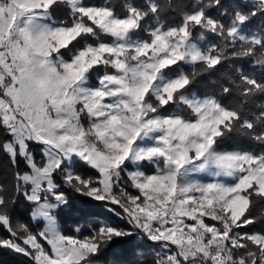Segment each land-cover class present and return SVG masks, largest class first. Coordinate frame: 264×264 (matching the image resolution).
I'll use <instances>...</instances> for the list:
<instances>
[{"label": "snow or ice", "instance_id": "1", "mask_svg": "<svg viewBox=\"0 0 264 264\" xmlns=\"http://www.w3.org/2000/svg\"><path fill=\"white\" fill-rule=\"evenodd\" d=\"M209 9L229 15L222 0H196L170 24L157 0L122 11L110 0H0V151L14 169L0 184V247L32 264H94L141 233L160 245L153 264H264V232L242 231L264 203V151L224 147L237 134L264 146V104L252 118L246 108L264 79L232 68L218 94L192 91L229 60L264 69V27L245 32L264 0L229 22ZM67 189L117 206L131 227L66 233L55 212ZM21 196L35 227L13 226Z\"/></svg>", "mask_w": 264, "mask_h": 264}, {"label": "trees", "instance_id": "2", "mask_svg": "<svg viewBox=\"0 0 264 264\" xmlns=\"http://www.w3.org/2000/svg\"><path fill=\"white\" fill-rule=\"evenodd\" d=\"M100 3L103 0H95ZM117 7V11H122V5L126 0H110ZM141 6H144L146 0H135ZM196 0H157L161 5L160 20L165 23L179 22L182 11L187 10ZM224 9L229 13L228 16H221L222 10L209 9L213 16L222 18L225 22L230 21V14L235 7L250 8L253 1L246 0H222ZM152 22V21H150ZM264 27V16H256L249 21L246 33L256 32ZM237 68L244 71L245 74L255 75L258 79H264V69H261L254 63L253 58L243 57L237 60H229L223 68L213 73L201 74L192 91L199 95H212L220 92V85L226 83L225 74H231L230 69ZM225 98V102L230 100ZM264 104V97L257 96L250 102L246 108L249 118H252L259 112V106ZM3 134L0 133V140H3ZM230 150H245L259 153L264 151V146H260L248 136L237 134L225 146ZM35 153V158L40 160L42 157L41 148L38 145L31 146ZM23 169V165H20ZM79 168L80 165H77ZM8 157L0 151V184L8 185L12 182V172ZM91 174V172H89ZM68 205H62L56 210L55 215L60 228L68 234H75V229L79 227L82 234L87 235L89 229L97 225L109 224L112 226L129 229L126 219L116 215L120 212L117 206L102 201H95L90 197H85L71 189H67ZM115 209L112 211L110 209ZM31 205L21 196L17 199L12 212V223H29L31 227L35 224L30 222ZM252 215L256 217V222L242 231L264 232V203H258L252 210ZM42 226V225H41ZM9 233L3 226H0V238H8ZM159 244L149 241L143 234L135 233L131 237L117 240L105 247V249L94 258V264H153L157 258ZM0 264H32L28 257L13 252L10 249L0 247Z\"/></svg>", "mask_w": 264, "mask_h": 264}, {"label": "rangeland", "instance_id": "3", "mask_svg": "<svg viewBox=\"0 0 264 264\" xmlns=\"http://www.w3.org/2000/svg\"><path fill=\"white\" fill-rule=\"evenodd\" d=\"M246 1H253V0H246ZM158 246H159L158 247L159 248L158 253H159L161 249H160V245H158Z\"/></svg>", "mask_w": 264, "mask_h": 264}]
</instances>
